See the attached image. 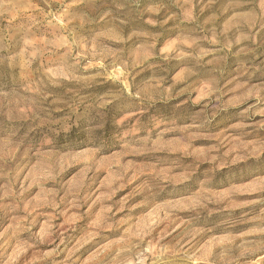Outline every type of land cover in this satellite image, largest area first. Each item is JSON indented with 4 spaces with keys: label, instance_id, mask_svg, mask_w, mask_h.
Wrapping results in <instances>:
<instances>
[{
    "label": "rangeland",
    "instance_id": "obj_1",
    "mask_svg": "<svg viewBox=\"0 0 264 264\" xmlns=\"http://www.w3.org/2000/svg\"><path fill=\"white\" fill-rule=\"evenodd\" d=\"M0 264H264V0H0Z\"/></svg>",
    "mask_w": 264,
    "mask_h": 264
},
{
    "label": "bare ground",
    "instance_id": "obj_2",
    "mask_svg": "<svg viewBox=\"0 0 264 264\" xmlns=\"http://www.w3.org/2000/svg\"><path fill=\"white\" fill-rule=\"evenodd\" d=\"M106 211V210H105ZM117 213V212H116ZM84 219V218H83ZM43 228V227H42ZM17 229V228H16ZM152 231V230H151ZM107 232V231H106ZM119 230H115V231H109L107 232L108 236H111V235H116V233H118ZM63 240V239H62ZM66 240V239H65ZM106 240V237L104 236H99V238H96V240L92 241V242H89L87 245H86V249H90L96 245H98L100 242ZM64 246V245H63ZM61 250V249H60ZM85 249H83V252H84ZM82 252V253H83ZM80 253V254H82ZM69 254V253H68ZM99 256V255H98ZM69 258V257H68ZM73 263V262H72Z\"/></svg>",
    "mask_w": 264,
    "mask_h": 264
}]
</instances>
